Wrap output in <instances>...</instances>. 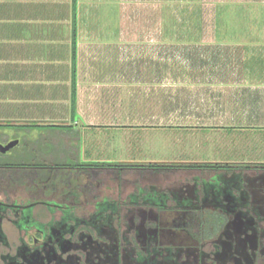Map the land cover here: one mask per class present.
Returning a JSON list of instances; mask_svg holds the SVG:
<instances>
[{"label": "rangeland", "instance_id": "374dc122", "mask_svg": "<svg viewBox=\"0 0 264 264\" xmlns=\"http://www.w3.org/2000/svg\"><path fill=\"white\" fill-rule=\"evenodd\" d=\"M79 5V23L85 27L82 32L86 39L85 51L103 61L101 65L95 64L92 77L101 81L107 80L105 72L118 74V83L133 81L135 91L132 101L120 91L117 101H113L114 90L102 88L100 94L106 97L102 99L107 106L104 109L91 100L86 108L90 119L85 117L86 120L102 125L110 122L153 124L162 122L166 116L167 123L171 122L169 117L182 119L174 123H190L195 120L191 119L194 116L210 121L215 118L216 127L191 129L192 132L188 128H154L143 134L141 128L93 127L84 131L82 124L79 128L75 124L81 118L76 106H72L69 128L39 129L37 138L32 131L27 135L14 132L18 128L0 130V145L21 139L8 153L0 152V166L26 164L12 170L16 171L46 165L52 167L42 172L58 175L63 171L56 166H80L82 172L96 180L102 173L94 163L87 162L90 156L100 161L117 160L114 158L189 163L264 160V126L253 124L245 129L244 136L239 135L241 130L228 128L232 124L230 120H234L228 115L236 109L230 111L223 104L221 80L218 76L207 80L202 79L205 76H198L200 69L206 71L208 67L204 63L206 55L216 61L224 50L214 38L216 25L247 24L256 25L258 31L263 29L264 0H79ZM260 34L264 39V32ZM109 50L111 57L106 53ZM204 83L208 84L207 88L202 87ZM259 109L255 107L247 114L248 118L264 121V112ZM220 119L226 127L217 126L221 125ZM143 136L160 139L159 145L139 144ZM130 140L132 148L129 144L126 147ZM121 141L125 143L122 145ZM108 172L116 178L125 175L120 168ZM181 175L186 180L188 175ZM84 183H88L87 179ZM115 184L110 176L103 177L98 189L106 191Z\"/></svg>", "mask_w": 264, "mask_h": 264}, {"label": "flooded vegetation", "instance_id": "af4514ba", "mask_svg": "<svg viewBox=\"0 0 264 264\" xmlns=\"http://www.w3.org/2000/svg\"><path fill=\"white\" fill-rule=\"evenodd\" d=\"M49 167L0 173V264H264L262 166L150 171L126 201Z\"/></svg>", "mask_w": 264, "mask_h": 264}, {"label": "crops", "instance_id": "0c3cea01", "mask_svg": "<svg viewBox=\"0 0 264 264\" xmlns=\"http://www.w3.org/2000/svg\"><path fill=\"white\" fill-rule=\"evenodd\" d=\"M79 22V0H0V130L18 128V130L13 129L14 132H25L24 134L27 135L32 131V134L37 138L39 129L69 128V110L72 106H76L81 118L80 121H75V124L77 127L82 124L84 131L93 127L122 128L125 130L141 128L143 134V131L144 133L149 132L154 128H188L190 129L189 132H192L191 129L216 127L214 125L215 118H213L214 121H210L204 120L202 117L194 118V116H191V119L195 120L190 123H174V120L181 119H176V117H169L171 122L167 123L165 122L166 116L162 122L153 124L110 122L102 125L93 124L90 120H86V118L90 119V114L87 113L86 108L91 100L102 108H106L107 104L105 105L102 99L104 96L100 94L102 88L114 90L112 92L115 96L113 101H117L116 97L119 91L124 94L125 98L132 101L135 91L133 81L127 80L125 83L119 84L118 74H106L105 72L103 75L107 80L101 81L92 77L93 71L96 70L95 64L101 65L103 61L98 57L96 58V55L90 53L89 50L88 54L86 53V39L82 34L85 32V27L83 28ZM255 27L256 25L247 24L216 25L214 38L219 46H223L224 50H221L216 61H214L213 56L207 57L205 54L206 62L204 63L208 67L206 71L200 69L198 73L200 78L205 76L202 78L205 80L216 76H218V80H221L222 95L225 96L223 104L230 111L236 109L234 114L228 115L234 120H230L232 124L227 125V127L241 130L240 136H244L246 134L245 129L252 127L253 124L257 123V126H264V121L256 118L253 121V119L248 118L255 107H259V111L264 112V39L260 34L261 31L264 32V28L258 31ZM228 32L241 34H230L231 36L221 34ZM106 53L111 57L112 51L109 50ZM113 55L117 59L116 53ZM207 85L204 83L202 87L207 88ZM104 99L106 100V97ZM154 100L159 101V99ZM220 124L217 126L226 127V125H222L224 122L223 120L221 122V119ZM159 140L145 137L139 139L138 143L145 142L146 145L147 143L150 145L157 143L159 145ZM11 141H17V145L21 143V139L18 140V138ZM124 143L121 141L122 145ZM126 144V147L129 144V147L132 148L133 142L130 140ZM114 159L117 160L102 159L100 161L90 156L87 162L89 164H229L235 166L233 169H243L237 167L243 165L246 166L244 168L264 165V160L189 163L141 160V158L140 160L136 158H129V160L128 158ZM22 165L26 166V164L7 165L0 166V169L8 173L13 169H19ZM73 169L70 166L69 172H72ZM96 169L102 173L101 176H110L117 182L116 186L110 185L106 191L100 189L98 191L97 198L99 200L111 199L112 201H126L128 193L133 190L132 187H128V184L133 183L140 186L142 183L135 181V179L150 172V170L142 168L125 169L123 170L125 172L123 177L115 178V175L108 172L113 169L108 167H97ZM106 172L108 173L105 174ZM178 172L197 176L207 175L215 171L206 172L205 169L197 168L183 169ZM84 176L90 183L99 182V179L94 180L86 172ZM147 183L143 182V184ZM98 184L102 186L101 182Z\"/></svg>", "mask_w": 264, "mask_h": 264}, {"label": "trees", "instance_id": "16d2710c", "mask_svg": "<svg viewBox=\"0 0 264 264\" xmlns=\"http://www.w3.org/2000/svg\"><path fill=\"white\" fill-rule=\"evenodd\" d=\"M95 166L103 167V168H110V169H118L121 170L125 169H135V168H142L145 170L154 171L156 173H176L179 170H191V169H209L213 171H220V170H231L235 168L233 165L229 164H204V165H179V164H165V163H148V164H138V163H96ZM240 168H244L246 166H237ZM249 167V166H248ZM260 167V166H259ZM264 167V165H262Z\"/></svg>", "mask_w": 264, "mask_h": 264}, {"label": "water", "instance_id": "95a60500", "mask_svg": "<svg viewBox=\"0 0 264 264\" xmlns=\"http://www.w3.org/2000/svg\"><path fill=\"white\" fill-rule=\"evenodd\" d=\"M17 144H18L17 141H13V142L8 143L7 145H0V152L1 153H8Z\"/></svg>", "mask_w": 264, "mask_h": 264}]
</instances>
